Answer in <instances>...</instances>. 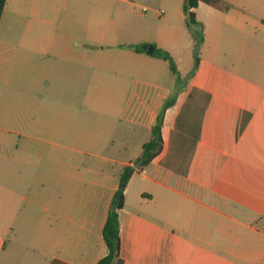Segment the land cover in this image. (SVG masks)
I'll return each instance as SVG.
<instances>
[{
  "label": "crops",
  "instance_id": "obj_1",
  "mask_svg": "<svg viewBox=\"0 0 264 264\" xmlns=\"http://www.w3.org/2000/svg\"><path fill=\"white\" fill-rule=\"evenodd\" d=\"M119 1L133 9L147 2ZM161 1L170 14L157 16L165 27L156 39L139 35L129 45L166 51L178 75L168 62L127 48L153 65L147 75L135 74V84L164 87L159 68L173 79L151 98L147 141L158 113L172 103L164 113L161 153L126 185L120 257L123 264H264V0H220L226 11L204 4L194 9L204 36L191 77L194 40L184 0ZM77 11L76 22L64 24L40 9L38 27H7V34L22 30L23 41L0 33L2 123L18 136L7 157L0 156V264H96L107 252L102 230L120 176L147 142L117 161L79 149L95 145L93 135L64 132L78 97L122 94L109 84L96 91L95 65L111 47L122 49L126 30L106 31L104 17ZM16 63L23 73H16ZM18 90L29 113L13 122Z\"/></svg>",
  "mask_w": 264,
  "mask_h": 264
},
{
  "label": "rangeland",
  "instance_id": "obj_2",
  "mask_svg": "<svg viewBox=\"0 0 264 264\" xmlns=\"http://www.w3.org/2000/svg\"><path fill=\"white\" fill-rule=\"evenodd\" d=\"M145 9H133L129 3H122L119 0H9L7 11L3 17L0 33L4 37H11L13 40L24 37L21 33L7 34V27L31 26L38 27L39 10H43V16L58 17L60 22L66 24L73 18L76 22V10L80 15L81 12L91 10L95 19L100 20L104 17V26L106 31H113L118 25L126 30L125 41H122L121 50L111 47L108 50V56L99 58L96 56V84L95 89L103 90L108 87L111 91H121L120 96L102 97L96 94L93 98L78 97L76 107L78 110L74 114V120L69 124L64 132L72 136L89 134L93 135L95 145L79 146L83 153H95L107 156L117 161L127 159L132 154L139 152V143L145 142L150 136V126L153 123L155 110V99L164 88L169 85L173 76L171 73L162 71L160 68L157 73L161 77V86L159 89L149 85L135 84L134 77L136 73L151 72L150 63H140L135 56L129 54L130 46L152 45L151 43L129 45V40L135 36H142L154 40L160 28L165 27L163 22L157 17L162 11L164 17H169L166 13V3L160 0H147ZM30 12L34 14L31 15ZM57 12V15H56ZM102 12L104 15H102ZM144 16H140V15ZM163 17V18H164ZM73 19V20H74ZM193 29V27H191ZM193 31L191 32L192 35ZM37 34L32 35L35 37ZM2 37V35H1ZM157 38V37H156ZM155 38V39H156ZM108 41L114 42L113 34H110ZM28 43V42H27ZM22 51V49H20ZM148 59V58H144ZM15 71L18 74L23 73L25 68L20 63H16ZM142 71V72H141ZM101 80L99 82L98 80ZM105 78V83L102 82ZM2 87L0 85V92ZM13 103V122L21 121L29 110L27 109V98L23 90L16 91ZM83 98V99H82ZM1 101V98H0ZM1 104V103H0ZM107 106L108 110H104ZM5 116V110L0 105V156L7 157L12 150L14 142H17L18 136L14 131H8L5 128L6 122L2 123ZM104 127V128H103ZM107 128V129H106ZM107 137L109 140H107ZM102 142V143H100ZM12 148V149H11ZM3 159V158H0ZM112 171L117 168L111 165Z\"/></svg>",
  "mask_w": 264,
  "mask_h": 264
},
{
  "label": "trees",
  "instance_id": "obj_3",
  "mask_svg": "<svg viewBox=\"0 0 264 264\" xmlns=\"http://www.w3.org/2000/svg\"><path fill=\"white\" fill-rule=\"evenodd\" d=\"M6 0H0V20L4 10ZM199 4H204L213 7L218 10L226 11L229 7L220 0H184L183 12L186 16L185 22L187 28L193 33L194 47L193 56L194 63L192 70L188 74V77L194 75L199 65V51L201 44L203 42V27L202 24L196 21L194 9H196ZM193 27V29L191 28ZM136 52L143 53L141 46H130ZM153 57L162 59L169 64L170 71L174 75H178L175 63L172 57L166 51L161 49H155ZM172 101L166 102L162 107L161 111L156 117L154 126L152 127L151 138L149 141L142 145L141 155L133 162V166H126L120 176L118 188L114 192L110 207L107 212L106 221L102 230V238L106 247V254L102 257L96 264H123V260L120 257V234H119V211L124 206V192L128 181L130 180L132 174L136 170H142L148 166L154 158H156L162 151L163 140H162V124L165 110ZM136 168V169H135Z\"/></svg>",
  "mask_w": 264,
  "mask_h": 264
},
{
  "label": "water",
  "instance_id": "obj_4",
  "mask_svg": "<svg viewBox=\"0 0 264 264\" xmlns=\"http://www.w3.org/2000/svg\"><path fill=\"white\" fill-rule=\"evenodd\" d=\"M141 49L148 55H153L155 51V46L154 45H142Z\"/></svg>",
  "mask_w": 264,
  "mask_h": 264
}]
</instances>
